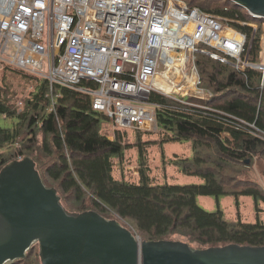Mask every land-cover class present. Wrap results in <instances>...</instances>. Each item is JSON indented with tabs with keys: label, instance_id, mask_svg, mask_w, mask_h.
Segmentation results:
<instances>
[{
	"label": "trees",
	"instance_id": "trees-1",
	"mask_svg": "<svg viewBox=\"0 0 264 264\" xmlns=\"http://www.w3.org/2000/svg\"><path fill=\"white\" fill-rule=\"evenodd\" d=\"M184 1L224 22L229 20L236 30L251 36L252 28L244 24L251 16L233 1ZM260 34L261 30L252 42L251 62L260 57ZM195 65L201 87L211 89L216 97L186 99L153 90L149 101L155 105L161 143L189 141L193 156L178 158L176 164L203 183L154 182L145 148L157 139L137 143V179L133 174L126 177L115 168V158L123 169L125 150L132 146L124 144L123 132L129 129L115 127L107 115L93 110L90 94L51 84L9 64H2V71L30 74L40 82L21 111L0 93V115L17 118L16 126H0V170L12 160L30 156L44 182L57 189L66 209L95 210L117 219L141 240H177L199 249L231 243L264 246V222L240 216L227 219L220 209L206 210L196 199L197 195H248L264 202V186L258 180L234 175L240 165L264 155V139L257 134L258 129L264 130V71L251 66L240 71L204 53L196 54ZM82 84L95 86L90 81ZM111 126L113 137L107 133ZM33 251L13 264H42L39 253Z\"/></svg>",
	"mask_w": 264,
	"mask_h": 264
},
{
	"label": "built area",
	"instance_id": "built-area-1",
	"mask_svg": "<svg viewBox=\"0 0 264 264\" xmlns=\"http://www.w3.org/2000/svg\"><path fill=\"white\" fill-rule=\"evenodd\" d=\"M248 13L261 21L244 22L252 28L249 41L229 20L184 0H0V66L90 94L93 110L118 127L153 129L152 81L160 61L173 62L174 53L182 61L188 52L204 53L240 71H264L249 60L257 30L264 43V17Z\"/></svg>",
	"mask_w": 264,
	"mask_h": 264
},
{
	"label": "water",
	"instance_id": "water-1",
	"mask_svg": "<svg viewBox=\"0 0 264 264\" xmlns=\"http://www.w3.org/2000/svg\"><path fill=\"white\" fill-rule=\"evenodd\" d=\"M231 1L264 17V0ZM36 244L42 264H264V246L146 241L95 210L71 212L25 156L0 170V264L24 259Z\"/></svg>",
	"mask_w": 264,
	"mask_h": 264
},
{
	"label": "rangeland",
	"instance_id": "rangeland-1",
	"mask_svg": "<svg viewBox=\"0 0 264 264\" xmlns=\"http://www.w3.org/2000/svg\"><path fill=\"white\" fill-rule=\"evenodd\" d=\"M249 22L261 23L258 19H251ZM238 33L243 34L240 31H238ZM257 34L258 30L255 36ZM251 36H246L248 41L251 40ZM199 46V48L202 47L208 50V48L202 44ZM179 54L180 53L178 52L174 53L173 62L165 60L160 61L157 68L158 73L152 81L154 89L170 97L178 98L202 99L207 97V94L209 93L213 94L211 89L203 88L200 85L201 78L198 73L199 70L195 65L196 55L194 58V55L191 52H188L189 59L182 61L181 57H178ZM257 63L264 64V43L260 44V57L259 60H257ZM229 64L235 67V63ZM38 81L40 82V80L30 74L28 75L14 70L2 71V68H0L1 98L6 100L9 105L15 107L18 111H21L25 108L26 101L31 99L38 91ZM199 92H202V96L198 95ZM16 125V117L0 115V126L11 127ZM113 125L118 127L114 123ZM152 126H154V124H152L151 127ZM112 128L113 127L111 126L107 132L110 137H113ZM123 129H129L123 132L125 134L124 144H130L132 146L125 150L123 169L120 165L119 158H115V168L118 169L120 173L124 172L126 177H133L131 176L133 174L135 175V179H137L136 174L138 172L137 162L139 155L136 146L137 143L139 141L150 142L151 139H157V142L154 141L145 148L146 157L151 166V171L149 173L154 182L182 185L204 182L196 175L185 174L180 170L179 165L176 164L178 158H191L193 156L194 150L190 146L189 141L183 140L176 143L163 144L160 141L162 130H159L156 126H154L153 129L147 127H130ZM146 131H153L154 134L145 133ZM262 138L264 139V137ZM38 139L40 142L42 141L41 134L38 135ZM228 174L232 175L231 172ZM235 174H239V177L243 179H256L264 186V155L260 154L259 156H255L250 164L240 165L238 172H234V175ZM196 199L198 204L206 210L216 211L220 209L224 217L227 219H236L240 216L246 221L255 222L259 220L264 222V202L261 200L255 201L252 196L240 195L236 197L234 195H197ZM68 210L71 212H77L70 209ZM32 250H34V254L39 253V246H33L29 252Z\"/></svg>",
	"mask_w": 264,
	"mask_h": 264
},
{
	"label": "clouds",
	"instance_id": "clouds-1",
	"mask_svg": "<svg viewBox=\"0 0 264 264\" xmlns=\"http://www.w3.org/2000/svg\"><path fill=\"white\" fill-rule=\"evenodd\" d=\"M257 63V62H256ZM258 64H261V63H258ZM262 65H264V64H262ZM257 69V68H256ZM259 70H262V69H259ZM263 71V70H262ZM155 90V89H154ZM208 96H211V95H209V94H207V97ZM207 97H205V98H207ZM212 97H214V96H212ZM187 99V98H186ZM203 99V98H202ZM198 100H201V99H198Z\"/></svg>",
	"mask_w": 264,
	"mask_h": 264
},
{
	"label": "bare ground",
	"instance_id": "bare-ground-1",
	"mask_svg": "<svg viewBox=\"0 0 264 264\" xmlns=\"http://www.w3.org/2000/svg\"><path fill=\"white\" fill-rule=\"evenodd\" d=\"M174 85H175V84H174ZM198 95H199V96H202V92H199Z\"/></svg>",
	"mask_w": 264,
	"mask_h": 264
},
{
	"label": "crops",
	"instance_id": "crops-1",
	"mask_svg": "<svg viewBox=\"0 0 264 264\" xmlns=\"http://www.w3.org/2000/svg\"><path fill=\"white\" fill-rule=\"evenodd\" d=\"M156 86V85H155Z\"/></svg>",
	"mask_w": 264,
	"mask_h": 264
}]
</instances>
